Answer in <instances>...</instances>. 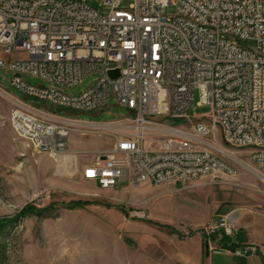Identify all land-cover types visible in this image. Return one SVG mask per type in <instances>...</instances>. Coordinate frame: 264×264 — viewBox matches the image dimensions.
<instances>
[{"label":"built area","instance_id":"2783aa9c","mask_svg":"<svg viewBox=\"0 0 264 264\" xmlns=\"http://www.w3.org/2000/svg\"><path fill=\"white\" fill-rule=\"evenodd\" d=\"M123 1L0 0V52L9 56L0 67L26 96L13 95L12 127L48 147L58 170L74 152L73 131L108 136L111 147L75 170L102 188L236 173L244 155L264 173V0ZM92 74L82 94L65 91ZM195 91L208 113L190 114ZM112 97L126 113L79 117L109 110ZM240 217L237 209L214 215L202 228L209 247L236 244Z\"/></svg>","mask_w":264,"mask_h":264},{"label":"rangeland","instance_id":"374dc122","mask_svg":"<svg viewBox=\"0 0 264 264\" xmlns=\"http://www.w3.org/2000/svg\"><path fill=\"white\" fill-rule=\"evenodd\" d=\"M134 2L124 0L123 4ZM175 10V5H168L164 12ZM244 44L255 43L247 40ZM0 56L9 58L2 52ZM22 77L31 84H48L28 73ZM96 77L92 74L65 91L80 95ZM11 78L12 73L0 67V264H160L176 249L195 259L197 242L202 241L205 250L209 240L203 226L214 215L231 209L241 215L237 242L249 237V230L257 240L264 239V173L247 155L243 156L246 165L236 173L212 172L118 188L95 186L75 170L82 161L92 160L94 148L108 149L112 140L103 134L73 131L68 147L78 159L60 157V169H56L48 149L39 150L12 127L13 95L26 96ZM194 99L190 114L208 113V106L196 105L197 91ZM115 104L112 97L109 110L81 112L79 117L102 121L126 113ZM41 105L61 114L68 112ZM76 201L83 205H74ZM243 222L252 225L245 229L240 227Z\"/></svg>","mask_w":264,"mask_h":264},{"label":"crops","instance_id":"0c3cea01","mask_svg":"<svg viewBox=\"0 0 264 264\" xmlns=\"http://www.w3.org/2000/svg\"><path fill=\"white\" fill-rule=\"evenodd\" d=\"M103 148H94L92 152L101 150ZM86 151V150H85ZM79 162V161H78ZM90 162V161H87ZM86 163L82 161L80 167ZM79 164V163H78ZM93 185L96 186V182L92 181ZM241 222V220L239 219ZM251 222H243L240 227H246L249 229L251 227ZM249 234L243 242H237L235 240V247L229 248H214V243L211 242L209 248V255L205 254L203 250V242H197L195 252L197 257L193 259L187 254H183L182 250L171 251L169 256L161 259L160 264H264V239L257 240L256 236L249 231ZM212 246V247H211ZM244 247V248H243ZM243 248L238 251V249ZM169 253V252H168ZM172 259V260H171ZM174 260V262H173ZM182 260V262L178 261ZM147 264H155L147 263Z\"/></svg>","mask_w":264,"mask_h":264},{"label":"water","instance_id":"95a60500","mask_svg":"<svg viewBox=\"0 0 264 264\" xmlns=\"http://www.w3.org/2000/svg\"><path fill=\"white\" fill-rule=\"evenodd\" d=\"M108 73L113 78H116L120 75V71L118 68L117 69H111V70H109ZM205 248H206V255H209V241L208 240L205 241Z\"/></svg>","mask_w":264,"mask_h":264},{"label":"bare ground","instance_id":"6f19581e","mask_svg":"<svg viewBox=\"0 0 264 264\" xmlns=\"http://www.w3.org/2000/svg\"><path fill=\"white\" fill-rule=\"evenodd\" d=\"M43 149H48V147H42ZM75 156L76 157V159H78L77 158V155L73 152V154L71 155V156ZM114 187H116V183H108V188H114Z\"/></svg>","mask_w":264,"mask_h":264},{"label":"trees","instance_id":"16d2710c","mask_svg":"<svg viewBox=\"0 0 264 264\" xmlns=\"http://www.w3.org/2000/svg\"><path fill=\"white\" fill-rule=\"evenodd\" d=\"M74 205H83V203L80 201H76V202H74ZM24 213H26V212H24ZM232 247H235V246H232Z\"/></svg>","mask_w":264,"mask_h":264}]
</instances>
